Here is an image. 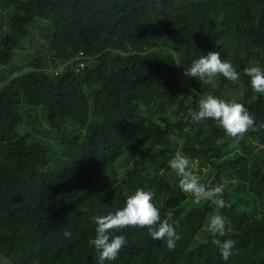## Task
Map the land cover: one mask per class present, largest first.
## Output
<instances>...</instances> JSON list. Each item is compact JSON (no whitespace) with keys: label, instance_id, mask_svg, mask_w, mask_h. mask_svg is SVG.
Masks as SVG:
<instances>
[{"label":"trees","instance_id":"obj_1","mask_svg":"<svg viewBox=\"0 0 264 264\" xmlns=\"http://www.w3.org/2000/svg\"><path fill=\"white\" fill-rule=\"evenodd\" d=\"M210 51L237 81L183 75ZM249 66L264 68V0H0V259L97 264L93 218L144 189L162 219L175 214L176 247L129 226L105 264H225L214 239L234 241L227 264H264V128L235 139L191 118L214 95L264 124ZM175 147L208 166L200 183L225 185L224 237L208 231L218 210L180 190L167 162Z\"/></svg>","mask_w":264,"mask_h":264},{"label":"clouds","instance_id":"obj_2","mask_svg":"<svg viewBox=\"0 0 264 264\" xmlns=\"http://www.w3.org/2000/svg\"><path fill=\"white\" fill-rule=\"evenodd\" d=\"M185 77L197 79L204 84H212L217 75L237 81L240 74L231 62L221 59L218 51H210L207 55H200L194 59L191 65L185 68ZM244 75L249 77L251 89L254 93L264 95V68L260 66H249L244 69ZM193 121L214 120L218 127L222 128L230 138L240 139L251 131L264 128V124L257 125L255 117L252 116L244 105L235 100L228 102L214 95H207L198 102V111L192 115ZM191 161L184 155L177 154L168 161V166L180 177V190L191 194L199 203L205 201L213 205L218 211L211 216L208 222V231L213 236L224 237L226 233L227 218L220 213V209L226 207L224 200L225 185H207L200 183L198 177L190 172ZM153 194L144 189H137L125 201L123 207L113 214L107 216H96L95 237L89 243L96 250L97 264H105L106 261H115L121 248L126 243L124 235H116L118 230L129 226L147 227L148 234L153 240L165 241L169 250L176 247L180 239L176 231L178 223L175 214L167 213V218L162 219L160 210L152 202ZM70 237V232H65ZM212 243L219 250L221 259L227 264L233 255L235 243L231 239H214Z\"/></svg>","mask_w":264,"mask_h":264},{"label":"rangeland","instance_id":"obj_3","mask_svg":"<svg viewBox=\"0 0 264 264\" xmlns=\"http://www.w3.org/2000/svg\"><path fill=\"white\" fill-rule=\"evenodd\" d=\"M29 48L27 47L26 49H22L19 51L18 56H16L14 58V60L12 61V63H10V65L7 66V70L8 72L6 73V77H9L11 75H14L18 72V70L15 68L17 65H21V66H25L26 62H27V56H26V50H28ZM34 52V51H32ZM180 84H184V82L182 80H179ZM37 116L35 117L36 121L39 122V124H41L42 126H46V122L44 121L43 115L40 112V109L37 110ZM27 129V128H26ZM264 145V143H257L255 149H260L262 146ZM152 149L155 151V153L157 155H159L161 152L158 150V148H156L155 146L152 147ZM177 154L181 155L179 149L177 147H175L174 149H172L169 154L167 155V160H171L172 158H174ZM192 163H191V167L189 169H191L194 175H196L198 177V180H200L202 177H204L208 172H209V168L207 165H203V164H199L198 163V159L194 158V159H189ZM167 161V162H168ZM188 169V170H189ZM206 229V228H205ZM1 264H6V261L1 257L0 259Z\"/></svg>","mask_w":264,"mask_h":264}]
</instances>
